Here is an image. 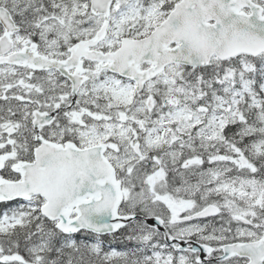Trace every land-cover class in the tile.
<instances>
[{"label": "snow or ice", "instance_id": "obj_1", "mask_svg": "<svg viewBox=\"0 0 264 264\" xmlns=\"http://www.w3.org/2000/svg\"><path fill=\"white\" fill-rule=\"evenodd\" d=\"M0 264H264V0H0Z\"/></svg>", "mask_w": 264, "mask_h": 264}]
</instances>
